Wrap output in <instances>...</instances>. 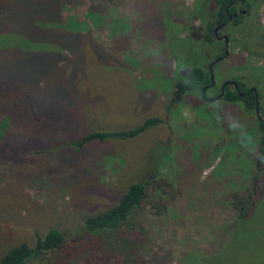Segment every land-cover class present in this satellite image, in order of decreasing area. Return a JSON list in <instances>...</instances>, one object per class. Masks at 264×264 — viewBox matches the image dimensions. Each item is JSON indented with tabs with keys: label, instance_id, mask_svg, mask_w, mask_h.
I'll list each match as a JSON object with an SVG mask.
<instances>
[{
	"label": "rangeland",
	"instance_id": "rangeland-1",
	"mask_svg": "<svg viewBox=\"0 0 264 264\" xmlns=\"http://www.w3.org/2000/svg\"><path fill=\"white\" fill-rule=\"evenodd\" d=\"M204 1L64 4V20L69 15L87 20L93 9L94 23L78 31L84 34L81 46L69 35L67 53L58 49L53 52L56 61L32 63V78L42 76L38 98L47 105L75 107L73 130L66 126L61 131L51 120L45 126L47 134L52 133L48 137L57 143L61 139L53 135L58 132L74 139L89 130L130 129L147 117L160 121L132 138L65 147L67 154L60 150L37 158L36 168L1 150L0 256L14 244L31 245L35 235L49 228L72 237L84 218L105 211L130 182L143 179L144 197L121 230L132 231L131 252L111 242V250L104 246L105 264H134V257L144 264H264V195L248 219H235L234 206L235 197L250 188L252 199L264 194V144L257 150L254 117L245 115L237 103L205 102L196 90L179 99L173 94L175 71L187 64L183 52L192 53L189 64L202 68L221 53L214 39L201 43L199 50L181 49L194 27L201 26L190 13L194 5L202 10ZM251 18L252 33L251 27L227 31L229 52L212 73L216 81L242 75L245 86H256L259 113L264 115V69L255 76L250 68L264 58V5L246 23ZM62 53L68 58L60 57ZM34 57L36 62L43 59L41 51ZM8 59L12 61L11 54ZM55 254L48 251L42 262ZM79 257L70 263H80Z\"/></svg>",
	"mask_w": 264,
	"mask_h": 264
},
{
	"label": "trees",
	"instance_id": "trees-1",
	"mask_svg": "<svg viewBox=\"0 0 264 264\" xmlns=\"http://www.w3.org/2000/svg\"><path fill=\"white\" fill-rule=\"evenodd\" d=\"M227 1L213 0L211 11H209L210 0L204 1L206 3L202 10H198L194 5L190 16L198 18L201 26L194 27V32L188 34L190 41L188 44H181L182 50L187 46L199 50L201 43H212L210 17L217 16L223 21L225 19L223 7ZM68 2L69 0H0V151H6L10 158L21 159L30 168H36L39 157L57 154L60 150L63 152L61 154H67L66 148L83 147L91 141L132 138L148 126L160 121L157 117H147L130 129L89 130L77 138L74 136V139L71 138L73 135H58V132L53 135L60 137L61 140L57 143L48 137L52 136V133L49 132L48 135L45 126L53 122L61 131L66 126L68 130H73L76 123L72 121L75 107L61 108L47 105V101L43 102L38 98L41 81L39 78L42 76L32 78L30 72L32 63L56 61L58 58L53 52L58 49L67 53V48H70L69 35L74 36L81 46L80 37L84 34L78 31L82 28L88 30L91 23H94L93 9L87 13V20L77 21L72 15L64 20L61 10ZM239 19V16L232 18L231 23L236 24ZM248 39L250 36L245 41ZM37 51H41L43 58L38 62L34 57ZM66 53H62L60 57L68 58ZM10 54L12 61L8 59ZM183 54V61L187 64L182 63L183 66L175 71L173 94L176 98L194 90L199 92L201 86L209 82L206 68H202L199 64H189L192 53L183 52ZM219 55L220 53L216 56ZM42 75L45 77V74ZM238 84L240 85V82ZM239 91L243 93L242 97H238L236 91L226 89L223 100L239 104L243 108L242 112L248 114L254 108V97L244 86H239ZM63 109L65 111H62ZM50 111H54V117L50 115ZM59 117H63L64 120L59 122ZM256 129L259 143L257 150H261V145L264 144V123L258 122ZM15 176L12 175L10 178H16ZM255 178L256 175H253V180ZM146 182L147 180L143 179L130 182L113 205L103 212L84 218L81 230L72 237H66L57 228H49L42 235H35L31 245L20 242L7 248L0 256V264H26L33 261H38L36 264H71L70 262L79 256L81 262L76 264H105L104 246L111 250V242H119L121 250L129 254L131 243L134 242L132 231L127 228L128 231L122 233L121 230L127 225L126 222L133 210L140 205ZM253 195L254 190L250 188L246 194L235 197L234 206L237 208L235 219L245 220L254 213L258 201L260 203L264 194L254 197L257 198L256 200L252 199ZM117 232L123 235L117 236ZM79 234L81 236H78ZM103 239L105 242H102ZM52 250L56 251L53 259L42 262V256ZM132 261L134 264H144L141 257L137 259L134 257Z\"/></svg>",
	"mask_w": 264,
	"mask_h": 264
},
{
	"label": "flooded vegetation",
	"instance_id": "flooded-vegetation-1",
	"mask_svg": "<svg viewBox=\"0 0 264 264\" xmlns=\"http://www.w3.org/2000/svg\"><path fill=\"white\" fill-rule=\"evenodd\" d=\"M212 1L213 0H210L209 2V7H210V8L208 7L209 11H211L213 7V4L211 3ZM263 5H264V0H228L225 6L223 7V11L225 12V19L223 21H221L220 18L217 16L210 17V19L212 20L211 35L215 41L220 42L221 44L220 52L221 53L219 56H215L216 58L215 60L211 61L210 63L208 62L209 64H207L206 70L209 74V82L203 84L198 93L200 99L204 100L205 102H213V101H206L205 97H216L220 95L217 100H221L223 99V94L226 89L234 90L237 92L238 97H242L243 93L239 91V86L240 87L244 86L247 92L252 94V96L254 97V108L252 111L248 112V114H245V115L247 116L252 115L254 117L256 124L258 122L264 123V115L259 113L261 109L259 107L260 92L258 91L257 87L256 86H245L244 83L241 82L242 75L238 76L240 80L237 78H231V77L226 76V77H222L221 80L216 81L212 73V68L216 63L220 62V60L226 57V55L229 52V48L231 46V37L228 35L227 31L228 30L230 31V29L242 30L245 27L247 28L251 27L250 29L252 31V29L255 28L252 18H251V23L250 22L246 23V20L247 18L252 17V15H255V12H257L259 7ZM227 10L229 11L227 12ZM237 16L240 17L239 21L236 24H232L231 19ZM245 23L247 24V26H245ZM251 33L247 34L246 38L251 36ZM223 36H225V38ZM240 39H242V36ZM238 47L240 46H237V48ZM225 50L227 51L224 54ZM222 55L223 57L220 58ZM250 68H252L254 75L258 76V74L262 72L264 69V58L261 59L258 67H255V68L250 67ZM239 82H240V85L238 84ZM209 92L212 94L209 95ZM217 100H214V101H217ZM225 103L234 104L233 102H227V101H225ZM255 103H256V106H255ZM240 109L241 111L243 110L242 106L240 107Z\"/></svg>",
	"mask_w": 264,
	"mask_h": 264
},
{
	"label": "water",
	"instance_id": "water-1",
	"mask_svg": "<svg viewBox=\"0 0 264 264\" xmlns=\"http://www.w3.org/2000/svg\"><path fill=\"white\" fill-rule=\"evenodd\" d=\"M225 38V36H223ZM227 50H225L224 54L226 53ZM223 55L220 57L222 58ZM211 77V76H210ZM221 94V93H220ZM220 95L216 96V97H205V100L206 101H214V100H217L219 98ZM255 106H256V103H255Z\"/></svg>",
	"mask_w": 264,
	"mask_h": 264
}]
</instances>
